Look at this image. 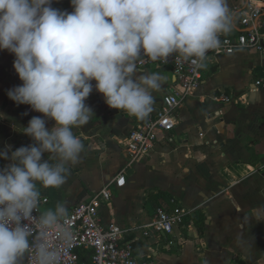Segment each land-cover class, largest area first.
<instances>
[{"label":"crops","instance_id":"0c3cea01","mask_svg":"<svg viewBox=\"0 0 264 264\" xmlns=\"http://www.w3.org/2000/svg\"><path fill=\"white\" fill-rule=\"evenodd\" d=\"M248 2L227 0L231 30L225 35L241 32L240 11ZM52 6L72 11L70 0H53ZM14 58L0 50V148L10 144L13 150L32 143L23 134V126L33 116L43 115L6 95V90L22 84ZM204 63V83L176 110V128L168 136L160 134L150 154L129 167L130 155L122 142L147 115L141 119L110 108L94 89L86 103L95 115L89 124L73 128L84 144L80 162L66 165L65 183L58 188L36 182L40 193L50 198L42 213L55 210L57 204L69 213L127 168L125 185L113 187L112 201L101 208L106 225L145 223L157 206L171 200L196 215L195 227L183 245L130 236L140 242L135 252L141 259L151 258L155 264H264V223L249 218L250 209L264 206V87L255 85L264 79V52L211 54ZM139 70L164 77L153 92L154 111L171 90L175 76L165 68ZM219 93L233 100L218 102L214 96ZM53 124L48 121L47 127ZM44 158L50 159V154ZM7 163L0 159V166ZM198 216L203 217L202 227L196 223Z\"/></svg>","mask_w":264,"mask_h":264},{"label":"clouds","instance_id":"9594fccd","mask_svg":"<svg viewBox=\"0 0 264 264\" xmlns=\"http://www.w3.org/2000/svg\"><path fill=\"white\" fill-rule=\"evenodd\" d=\"M70 3L68 12L53 7V0H0V50L14 55L22 81L6 95L43 114L23 126L32 143L0 148V159L8 161L0 166V264H19L30 248L37 264H57L56 251L43 237L66 209L57 204L43 212L41 240L30 243V221L41 196L36 182L58 188L65 183L66 165L80 162L84 144L73 128L89 124L95 115L86 103L92 91L102 93L110 108L142 119L164 77L141 72V57L167 61L179 53L203 68L207 53L219 47V34L231 30L227 0ZM48 121H54L50 129ZM46 153L53 162L44 158ZM249 218L264 223V206L250 209Z\"/></svg>","mask_w":264,"mask_h":264},{"label":"built area","instance_id":"2783aa9c","mask_svg":"<svg viewBox=\"0 0 264 264\" xmlns=\"http://www.w3.org/2000/svg\"><path fill=\"white\" fill-rule=\"evenodd\" d=\"M240 15L241 32L234 37L219 34V47L210 50L207 58L211 54H232L245 49L264 52V0H249ZM138 67L168 69L175 76V81L158 107L149 112L146 119L132 129L122 142L130 155L127 167L148 156L160 134L168 136L176 128V110L204 83L203 68L197 67L194 58L185 59L179 53L172 54L167 61H153L142 56ZM255 85L264 87V79L259 78ZM214 99L229 103L233 97L219 93ZM126 169L123 168L87 201L76 204L54 229L47 231L43 238L56 251L57 264H155L151 258L141 259L136 254L134 241L130 236L139 234L143 240L154 238L157 243L166 242L170 246L183 245L190 237L195 227V211L175 200L157 206L145 223L125 226L118 223L105 224L101 208L112 201L113 187L125 185ZM49 201L50 198L41 193L30 221L33 227L30 243H39L41 240L39 217L43 206ZM25 254L24 264H37L34 248H30Z\"/></svg>","mask_w":264,"mask_h":264},{"label":"trees","instance_id":"16d2710c","mask_svg":"<svg viewBox=\"0 0 264 264\" xmlns=\"http://www.w3.org/2000/svg\"><path fill=\"white\" fill-rule=\"evenodd\" d=\"M198 218H201V220L199 221ZM196 223L199 224L201 227L203 226V217H196ZM140 245V242H134V246L138 247Z\"/></svg>","mask_w":264,"mask_h":264},{"label":"water","instance_id":"95a60500","mask_svg":"<svg viewBox=\"0 0 264 264\" xmlns=\"http://www.w3.org/2000/svg\"><path fill=\"white\" fill-rule=\"evenodd\" d=\"M26 258V254L23 255V257L19 260V264H24Z\"/></svg>","mask_w":264,"mask_h":264}]
</instances>
